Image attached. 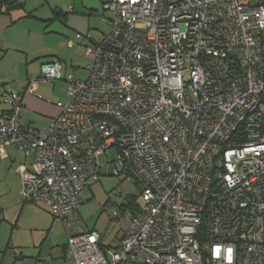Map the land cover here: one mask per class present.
<instances>
[{"label":"built area","instance_id":"obj_1","mask_svg":"<svg viewBox=\"0 0 264 264\" xmlns=\"http://www.w3.org/2000/svg\"><path fill=\"white\" fill-rule=\"evenodd\" d=\"M102 10L105 37L75 35L91 60L83 78L52 59L28 82L32 95L66 84L45 131L20 123L24 91L0 83V159L14 147L29 160L16 170L21 201L61 222L64 264H264V4L108 0ZM106 171L141 200L115 247L77 215Z\"/></svg>","mask_w":264,"mask_h":264},{"label":"rangeland","instance_id":"obj_2","mask_svg":"<svg viewBox=\"0 0 264 264\" xmlns=\"http://www.w3.org/2000/svg\"><path fill=\"white\" fill-rule=\"evenodd\" d=\"M30 1V0H29ZM251 4H254V0H250ZM77 0H34L30 4H36L33 10L34 16L39 19H29L28 26L31 31V36L28 41L27 51L29 57L26 62L24 57L19 55H11L6 57L4 64L10 71L11 78L5 85L10 90L20 89V85L23 84V80L26 78H34L38 72L39 64L42 60L49 58L50 56H59L61 60L66 63L68 67V74L72 71V67H77V72L74 76L76 78H83L85 72L83 67L88 63L85 55V50L78 47L75 43L73 46H69V42H73L75 38V31L65 27L66 24H62L59 21H41L52 18V10L58 6L61 9H68L69 13H72V5ZM109 14L105 13L104 17L108 18ZM64 20V19H61ZM91 30L89 33H82L81 35H92L106 33L108 27L104 22L101 21L99 15L92 18ZM91 37V36H90ZM38 56V57H37ZM42 57V58H39ZM26 62V63H25ZM27 65V69H26ZM18 79V84L14 83L13 80ZM20 86V87H19ZM37 97L47 108H56L57 102L65 103L66 101V84L60 81H53L51 83H45L39 86L37 91ZM59 113V112H58ZM112 158V152L110 153ZM18 159H22V154H17ZM120 189V194H114V190ZM132 195L137 196V190H130L129 186L125 182H121L117 177L110 174L109 171L100 173L97 182L90 188L83 191L82 196L85 198L82 200L78 208V216L83 221L84 226L88 230H93L100 235V242L105 247H115L120 240L122 233L127 228V220L132 215V210L123 207L128 197ZM136 204L140 205L141 201L137 196ZM45 212V211H44ZM116 213L118 217V225L111 218L112 213ZM28 216H31V220L24 219L22 221L21 230L17 231L13 237L14 240L21 242H29L31 239V228L34 223H37L44 230L38 231L34 236L36 238V244L40 243L44 236H46L47 228L45 226L44 218H48L52 224L51 232L48 235V239L51 238V243L47 244L42 248V257H45L49 253L51 245H62L66 242V235L63 226L60 221H56L52 215L45 212L44 214L28 212ZM11 216V212H6V217ZM46 218V219H47ZM20 227V226H19ZM26 230H24V229ZM34 233V232H33ZM9 232L2 230L0 236V264H13L15 262V254L11 249L14 243L10 244V248L6 249L7 242L9 241ZM39 241V242H38ZM18 249V248H16ZM22 253L28 257L36 255V249H21ZM18 251H20L18 249ZM43 260V259H42ZM44 261V260H43ZM37 264H49V262H38ZM61 264V262H57Z\"/></svg>","mask_w":264,"mask_h":264},{"label":"crops","instance_id":"obj_3","mask_svg":"<svg viewBox=\"0 0 264 264\" xmlns=\"http://www.w3.org/2000/svg\"><path fill=\"white\" fill-rule=\"evenodd\" d=\"M19 1L21 3L19 8L10 11L8 14L0 15V83L3 84H5L11 78V73L4 64V60L6 57H10L11 55H22V57H24V60L28 62L27 57L29 56L26 51L28 50L27 45L31 36L28 21L31 18H35L37 20L39 19L33 14V10L35 9L36 4H30L34 0ZM107 1L108 0H77V2L71 6L73 11L72 13H69L67 11V8L64 10L56 6L52 10V18L48 20L41 19V21H59L62 24H66L65 27L75 31L76 34H90L91 30L96 31V29L91 28V22L93 21L92 18L99 15L101 21L104 22L108 27V31L106 33L100 34H97L95 32V36L90 35L93 42H98L110 32V26L106 21L110 19V15H108V18H105L104 14L106 12H103L102 10L103 5ZM248 1L252 6L264 4V0H254V4H251L250 0ZM28 14H31L32 17H28ZM75 42L76 40L74 38L73 43ZM85 44H87V41L82 42V45ZM86 58L88 60V65L91 60L87 56ZM52 59L60 60L63 63V75L66 76L68 74V67L66 63H64V61L61 60L59 56L54 55L41 61V63L39 64L38 72L33 79L39 76L40 66ZM85 67H83V70ZM75 72H77V67H72V71L70 72V74L75 75ZM33 79L26 76V78L23 80V84L20 85L21 87L19 86L20 89H14V91L16 92L24 91L23 108L20 113L19 121L23 126L32 127L39 131H45L52 119L57 116L59 109L57 107L51 109L47 108L43 104L44 102L38 99L36 94L39 90V86L45 83L39 84L37 86L35 95L25 92L28 82ZM13 82L18 84L19 80L16 79L13 80ZM8 108L9 107L7 104H4L0 101V114L6 111ZM18 153L21 152L14 147H10L7 149V158L0 159V236L2 230L8 231L9 241L7 242L6 249L10 248L11 243H14L15 245H12L11 249L18 248L20 250L19 254L15 256V262L13 264H37L38 262H49V264H57V262H61V264H64V251L66 242L60 246L51 245L49 253L45 257H42V248H44L45 245L51 243V238L48 239V235L51 232L52 224L49 222V219L47 217V219L44 218L45 226L43 227L47 228L48 226L46 236H44L42 240H39V244H36V238H38V236L36 237L34 235L38 231L44 229H42V227H40V225H38L37 223H34L32 228L30 229L32 237L29 242H21L13 239L15 233L21 230L22 221L27 218L28 220H31V216L27 215L28 212H32V214L38 213V215L47 212L48 214L52 215L42 203H30L21 201V183L16 170L19 165H27L29 160L26 159L22 153L21 154L23 160H19L17 157ZM7 211L11 212V216L6 217ZM23 248L32 250L36 249L37 254L26 257L22 253L21 249Z\"/></svg>","mask_w":264,"mask_h":264},{"label":"trees","instance_id":"obj_4","mask_svg":"<svg viewBox=\"0 0 264 264\" xmlns=\"http://www.w3.org/2000/svg\"><path fill=\"white\" fill-rule=\"evenodd\" d=\"M20 1L19 0H0V15L8 14L10 11L15 10L20 7ZM63 15V14H60ZM28 17H32L31 14H28ZM137 196L139 197V190L137 189ZM136 195H132L131 197H128L126 200V203L123 207L128 208L132 210V215L135 216L140 208V205L136 204ZM140 199V197H139ZM141 201V200H140Z\"/></svg>","mask_w":264,"mask_h":264}]
</instances>
